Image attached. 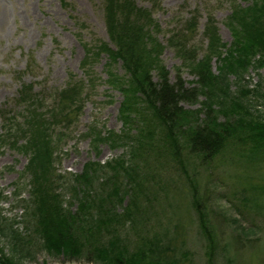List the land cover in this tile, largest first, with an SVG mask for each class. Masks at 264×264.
<instances>
[{
    "label": "rangeland",
    "instance_id": "1",
    "mask_svg": "<svg viewBox=\"0 0 264 264\" xmlns=\"http://www.w3.org/2000/svg\"><path fill=\"white\" fill-rule=\"evenodd\" d=\"M103 1L0 0V112L4 113L0 114V138L6 136V143L0 142V255L12 264H97L87 263L85 257L70 261L43 246L42 238L33 230V221L27 220L28 211L23 204L33 197L25 177L29 156L16 148L24 141L16 146L11 144L6 129L9 122H6L11 117L20 123L24 121L26 104L20 102L25 90L44 97L47 106L55 93L73 78L86 82L92 79L93 85L91 82L88 85L89 96L77 121L72 127L54 132L56 141L66 134L55 145L53 166L58 176L55 191L62 193L66 207L77 210L78 202L72 199L74 193L70 187L74 176L81 174L88 162L107 164L123 158L130 163L131 142H101L97 147L93 143V135L99 132L121 133L124 129L119 118L124 96L117 89L120 84L109 82L108 72L125 78L126 70L122 62L108 68V58L102 52L104 42L109 43ZM137 3L148 8L154 5L153 17L163 30L159 34L154 29L155 37L164 47L161 65L169 72L172 84L181 77L185 89L197 88L198 78L191 75L167 39L176 24L198 9L200 35L193 43L200 56L207 48L202 31L212 15L225 47L219 49L220 59L214 57L210 61V74L218 78L216 86L211 87L217 96L215 104L210 99L207 106L214 110L211 116L217 117L221 124H233L241 119L249 123L251 118L264 122V59L260 62L259 54L254 58L247 51L242 54L229 51L235 42L231 17L250 6L252 0H137ZM152 74L154 82H159V72L154 70ZM187 98L181 107L191 111L202 109L199 117L206 118L208 111L205 114L203 106L206 97L196 95L193 103L191 96ZM262 124L259 122V126ZM242 135L245 136L241 139L236 135L229 138L226 148L214 159L191 155L187 149L180 161L170 156L157 158L147 148V158L135 161L142 168L145 192L142 203L148 207L149 199L155 207L148 215L152 218L153 231L165 240L184 234L186 244L192 248L194 260L183 264L208 263L192 195L207 204L205 215L219 241L214 264H264V152L253 153V142L246 134ZM106 174L112 175V170L108 169ZM128 182L124 179V183ZM12 230L25 235L26 240L31 233V240H15ZM134 235L131 233L129 238H135ZM131 241H127L128 247L133 248L136 242L131 244ZM228 244L235 255L230 263L221 250Z\"/></svg>",
    "mask_w": 264,
    "mask_h": 264
},
{
    "label": "trees",
    "instance_id": "2",
    "mask_svg": "<svg viewBox=\"0 0 264 264\" xmlns=\"http://www.w3.org/2000/svg\"><path fill=\"white\" fill-rule=\"evenodd\" d=\"M103 4L109 43L104 42L102 52L108 58V68L122 62L126 70V80L108 72L109 82L120 84L117 89L124 96L119 110L124 129L121 133L103 131V135L99 132L93 135V143L97 147L101 142H131L130 163L123 158L107 164L88 162L83 172L74 176L70 187L74 193L72 199L78 202L77 210L71 211L65 206L62 193L55 191L58 176L53 166L55 145L66 134H62L58 141L53 136L56 129L72 127L77 121L84 108V100L89 96L88 85L91 82L92 87L93 81L73 78L64 89L55 93L51 104L47 106L44 105V97L30 93V89L25 90L20 102L26 104L24 121L20 123L18 119L11 120V117L6 122H9L6 129L9 130L7 136L11 144L16 146L24 141L16 148L29 156L25 177L29 180L33 197L23 203L28 211L27 220L29 223L33 221V230L42 238L47 251L63 254L70 261L85 257L87 263L97 264L192 262L195 256L192 248L186 244L184 234L180 236L173 233L176 235L165 240L153 231L152 218L148 215L155 211V207L149 199L148 207L143 204L145 192L141 183L142 168L135 161L147 158V148L157 158L170 156L180 161L187 149L191 155L214 159L226 148L229 138L236 135L241 139L245 136L242 134H246L253 142V153L264 152V122L251 118L249 123L241 119L233 124H221L217 117L211 116L214 110L207 106L210 99L215 104L217 96L211 87L216 86L218 78L210 74V61L214 57L220 59L219 49L225 47L212 15L208 16L202 31L207 48L200 56L197 54L198 47L193 43L195 37L200 35L201 13L198 9L191 11L189 18L176 24L167 39V44L191 75L198 78L197 88L185 89L181 77L172 84L169 72L161 65L160 54L164 47L155 37V31L160 34L163 30L153 17L154 5L151 8L139 6L137 0H104ZM231 23L235 42L229 51L241 54L247 51L254 58L259 54L261 59L258 61L263 62L264 0H252L250 6L231 17ZM155 28L157 30L154 31ZM86 63H83L85 67ZM154 70L159 72V82H154ZM114 77L115 80H112ZM196 95L206 97L207 103L203 106L205 114L206 109L208 113L203 120L199 117L203 113L202 109L191 111L180 105L189 96L193 103ZM0 114L4 115L3 112ZM259 122L263 123L262 126H259ZM4 137L0 138L1 143H6ZM108 169L112 170L110 176L106 174ZM124 179L129 182L124 183ZM127 197H130L129 202L124 204ZM193 197L195 195H192V207L198 216L202 239L205 240L203 246L207 264H214L219 241L212 232V223L208 222L205 215L207 204ZM12 232L15 240H26V236L19 231ZM131 233H135V238H129ZM28 240H31V233ZM128 240H135L133 248L128 247ZM221 250L228 263L235 260L230 244ZM5 262L12 264L6 258L2 260L0 255V264Z\"/></svg>",
    "mask_w": 264,
    "mask_h": 264
}]
</instances>
